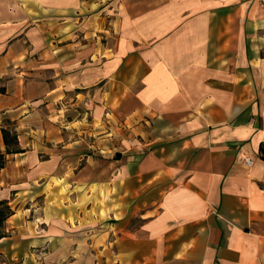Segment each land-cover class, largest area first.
Instances as JSON below:
<instances>
[{
    "label": "crops",
    "instance_id": "1",
    "mask_svg": "<svg viewBox=\"0 0 264 264\" xmlns=\"http://www.w3.org/2000/svg\"><path fill=\"white\" fill-rule=\"evenodd\" d=\"M195 1L161 0L167 14L148 16L146 37L137 28V45L94 66L90 49H67L62 60L59 50L27 46L53 35L42 20L53 6L0 0V135L17 139L10 154L4 142L0 148V201L12 209L0 239L6 264H43L48 257L31 249L45 248L57 264H88L92 225L102 238L99 264H264V26L253 16L262 2L214 0L206 3L211 12L186 16ZM146 39L156 42L143 49ZM59 69L69 74L59 78ZM70 97L83 107L72 120L85 119L93 99L97 118L119 124L54 128L60 138L45 148L50 135L27 130L43 110L36 99L51 108ZM94 146L119 154L111 156L118 172L99 197V217L69 204L46 212L53 196L45 185L68 184L66 170L89 162ZM32 196L42 206L33 207Z\"/></svg>",
    "mask_w": 264,
    "mask_h": 264
},
{
    "label": "rangeland",
    "instance_id": "2",
    "mask_svg": "<svg viewBox=\"0 0 264 264\" xmlns=\"http://www.w3.org/2000/svg\"><path fill=\"white\" fill-rule=\"evenodd\" d=\"M43 1L44 4L54 7L53 11L51 10V12H54L53 14L44 15V17L42 18L45 24L43 32H52L53 35L50 36V38L48 37L46 39H43L42 41L37 42V44H34L35 41L33 40L30 42L27 41V46L37 49L42 48L44 50H59V58L62 60L67 58V54H65L64 52L67 49H69L70 52L80 51L82 49H90L92 52H94L92 55L94 66L101 64L99 59L104 58L107 60L113 57V53L115 51L130 48L132 40L133 42H135L134 45H137V28L139 30V34H142L144 37H146L149 28L147 24L148 16H155L157 14L156 12H162V15L167 14L164 13L163 9L161 8V0ZM183 1L187 2L190 0ZM259 1L262 2V5L257 4V6L261 8V11L258 7L254 10L252 8L254 4L251 5L249 11L253 9V16L258 18L256 19V22H260V25L262 27L264 26V0ZM67 2L72 3V5L66 7ZM210 2H214V0H196L194 7H192V10L189 2V7L187 9H184V11H187L185 15L196 16L198 14L214 10V7H209V4H206ZM124 5H126V7ZM217 9V11H220L222 8ZM162 15L159 16L162 17ZM259 17L261 19H259ZM141 18H143V20H141ZM253 18L251 20L252 22L254 21ZM50 21H52V23ZM262 30H264V27H262ZM132 33L134 39L132 38ZM155 42V40L146 39L143 41V45L145 47L143 46L142 48H148ZM49 60L50 58L47 57V61ZM31 74L35 73L33 72ZM67 74H69V72L67 71L63 72L60 69L58 71L59 78H62ZM32 92L34 94V90H32ZM32 96L34 98V95ZM37 100H39L38 106L43 110L40 109L41 112H39L38 116L34 117L30 121L29 126H27V130L29 131L30 128L33 130L37 128L39 130H43L45 134L48 133V135H50L49 139H45L44 143H42L45 148L54 146L55 143L52 142V140L60 138L59 136L57 137L55 135H51L52 131H54V128L67 127L69 129H77L78 127L84 126L89 127L92 132V130H94L95 128L98 129L101 123H104L102 125L103 129L114 127V123L119 124V121L110 119L108 116H106V114H101V116H104L105 120L97 118L100 109L99 102L93 99L90 108L87 109L90 111V113L85 115V119L81 120L80 122H78V120H72V116H69V114L75 115L81 114L83 112L82 104L77 102L74 103L72 101V97L63 98L60 101L53 103L51 108H45L43 106L45 104L43 99H36V101ZM102 110L104 109L102 108ZM60 114H64V116L62 117V119L58 120V115ZM3 124L8 130L14 129L13 123L8 120H4ZM121 124H123L124 127L128 128L126 123ZM54 132L56 133V131ZM29 133H31V135L27 136V139L29 142L28 145L31 146L33 145V142H36V132L32 131ZM10 147L11 149L13 148V146ZM0 148L4 149L1 135ZM90 152V156L92 158L89 162H82L79 164V166L66 170V173L63 176L70 178V181L68 180V184L64 180L58 181L56 179H52L45 185L47 191V199L53 196V199L51 201L50 199H48L47 203L44 204L46 212L47 207H50L52 205L54 206V208L66 209V206L64 204H69L71 207L89 210V213L94 219L99 217V206H104V203H100L99 197H101L104 192L110 194V186L113 187L114 179L116 173L118 172V169H115V164L111 159V156L115 158L116 154L108 156L110 152L107 151V149L103 148L102 150H98V148H96L95 146L91 147ZM37 159L41 161L42 157H40V154L39 158ZM53 177L55 176L53 175ZM74 179L77 180L74 181ZM57 191L59 196L54 195L55 193H57ZM58 197H60L61 199H58ZM33 201V207L42 206L41 199H36L35 201L34 196H32V199L29 201V203L31 204ZM36 202L38 203V205ZM8 206L10 208V205ZM0 209H2L1 206ZM10 210L12 211V209ZM101 213L102 215L104 214L103 212ZM35 221L37 224L41 223V220ZM70 222L72 225L74 224V221L71 219ZM4 228L5 227L3 222V224L0 226V235H7V232ZM91 228L92 230L90 231V233H86V237L88 236V239L91 241V246L89 247L90 252L87 253L86 262L88 264H99L98 250L100 242H102V240L100 239L102 238H100L99 236L97 225H92ZM52 251L53 250L49 248L31 249L33 255L32 257L36 255L41 256L42 254L43 256L45 254V256L48 257L46 260H44L43 257L40 258V260L43 261V264H57V260H54L52 258ZM81 253L82 252H72L74 256H81ZM69 255H71V251L69 252ZM5 259L7 260L8 258L1 252L0 264H6ZM16 261H18V259ZM61 261L68 262L66 259H61ZM60 262L58 264H60Z\"/></svg>",
    "mask_w": 264,
    "mask_h": 264
},
{
    "label": "trees",
    "instance_id": "3",
    "mask_svg": "<svg viewBox=\"0 0 264 264\" xmlns=\"http://www.w3.org/2000/svg\"><path fill=\"white\" fill-rule=\"evenodd\" d=\"M2 137L3 142L6 146V154H10V146H15L17 144V139L15 135H10L7 131L2 130ZM116 157H119V154L116 155ZM262 158H264V152H262ZM5 164V156L0 153V169L4 167ZM0 206L2 209H0V226L5 222V220L11 215V210L7 203L5 201H0ZM4 237V235H0V239Z\"/></svg>",
    "mask_w": 264,
    "mask_h": 264
},
{
    "label": "built area",
    "instance_id": "4",
    "mask_svg": "<svg viewBox=\"0 0 264 264\" xmlns=\"http://www.w3.org/2000/svg\"><path fill=\"white\" fill-rule=\"evenodd\" d=\"M252 164H253V162H252L251 159L246 158V159L244 160V165H245L246 167H249V166H251Z\"/></svg>",
    "mask_w": 264,
    "mask_h": 264
}]
</instances>
